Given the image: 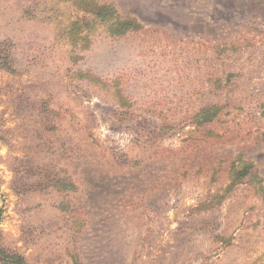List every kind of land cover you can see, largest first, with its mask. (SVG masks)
<instances>
[{
  "label": "rangeland",
  "instance_id": "obj_1",
  "mask_svg": "<svg viewBox=\"0 0 264 264\" xmlns=\"http://www.w3.org/2000/svg\"><path fill=\"white\" fill-rule=\"evenodd\" d=\"M0 264H264V0H0Z\"/></svg>",
  "mask_w": 264,
  "mask_h": 264
},
{
  "label": "trees",
  "instance_id": "obj_2",
  "mask_svg": "<svg viewBox=\"0 0 264 264\" xmlns=\"http://www.w3.org/2000/svg\"><path fill=\"white\" fill-rule=\"evenodd\" d=\"M102 18H105L106 21L112 22V27L121 25L123 32H126L128 29L136 25L137 21L135 19L127 18L125 20L120 19L117 15V11L111 4H104L103 6Z\"/></svg>",
  "mask_w": 264,
  "mask_h": 264
}]
</instances>
